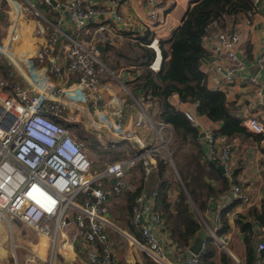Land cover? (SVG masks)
Instances as JSON below:
<instances>
[{
  "label": "built area",
  "instance_id": "built-area-1",
  "mask_svg": "<svg viewBox=\"0 0 264 264\" xmlns=\"http://www.w3.org/2000/svg\"><path fill=\"white\" fill-rule=\"evenodd\" d=\"M112 1L120 3L123 0ZM145 3L149 18L156 19L161 0H145ZM0 5L7 6L12 12L11 30L17 20H35V36L46 39L39 56L45 70L39 72L37 80L27 77L24 80L19 76V79L9 81L0 76V220L10 216L45 236L52 235L49 226L52 219L56 223L55 233L71 224V240L83 243V257L88 264H116L107 232L110 230L141 246L154 264H201L205 244L197 255L188 251L184 257L179 255L181 250L165 228L157 188H144L134 200L131 225L139 238L127 227L118 228L108 209V197H118L129 188L126 175L136 164H141L146 182L152 173L158 171V158L163 157L171 163L167 151L172 139L171 129L142 111L146 107H157V103L151 102L148 96L134 97L126 86L128 79L120 82L119 76L98 58V47L103 50L118 48L122 43L124 46V40L137 42V39L124 37L113 28L97 23L102 12L91 0H0ZM64 16H68V20ZM93 24L98 26L92 29ZM10 34L7 48H11L16 37L13 34L10 39ZM215 43L228 61L226 65L217 66L215 72L222 75L225 84H230L245 70L238 51L240 35L236 29L231 33L226 31L217 36ZM4 44L1 42L0 46ZM260 62H264V53ZM148 68L159 71L161 60L154 61ZM80 70H84V74L76 84L82 86L98 85L101 80L108 79L119 81L129 97L124 104L125 109L141 108L142 114L135 127L152 128L154 140L141 146L134 141L135 138L125 135L126 115L119 114L111 122L102 113L105 103L98 93L85 94L82 100L71 93L66 94V75ZM252 83L256 84L257 80L252 78ZM35 85H39L47 95L42 96ZM171 98H175L176 103ZM168 102L174 108L187 104L177 95H172ZM262 104L255 97L250 107L256 110ZM181 113L199 131L198 117L188 111ZM72 114L76 116L74 120L70 118ZM60 117L68 122V126L70 123L78 125L79 121L88 124V137L93 138L100 149L110 151L127 147L131 155L107 163L101 171H92L83 141L73 135L71 127L58 120ZM244 124L254 134L264 137V114L261 120L250 118ZM165 130L169 132L167 139L163 133ZM203 134L209 145L208 158L215 160L220 152V164L230 177L227 169L232 160L231 148L217 150L214 127ZM245 200L242 188L237 184L219 198L210 197V202H219L220 210L214 215L215 228L213 231L209 229L208 235L217 240L221 212L235 202ZM53 237L51 258L57 255L54 253L57 241ZM263 253L264 241L258 242L254 248V264L263 263Z\"/></svg>",
  "mask_w": 264,
  "mask_h": 264
},
{
  "label": "crops",
  "instance_id": "crops-1",
  "mask_svg": "<svg viewBox=\"0 0 264 264\" xmlns=\"http://www.w3.org/2000/svg\"><path fill=\"white\" fill-rule=\"evenodd\" d=\"M91 1L94 6L102 12L98 17L99 22L97 23H101V25L111 29L113 28L119 34L131 39H136L137 36L145 37L147 34L152 36V48L156 53L154 61L161 60L162 62L160 51L158 52L156 50V48L159 50L158 43L167 41L172 37L181 26L182 20L188 10L197 0H161V6L157 11V18L154 20L149 18L145 0H123L120 3H115L112 0ZM64 17L68 20V16ZM229 21L231 25L222 23L213 25L210 28L209 34L204 39V48L207 55L201 62L200 70L206 76L207 88L211 91L223 93L227 103L234 105L233 115L240 119L241 127H243L248 134L239 135L229 140L219 135L221 123L213 122L207 117L197 114V104L187 102V104L185 103L181 106L177 105L175 108L180 112L188 111L198 117L200 123V136L203 133H207V131H211V128L214 127L218 151L223 147L231 148L232 160L227 169L228 173L231 175L229 177V188L232 185H240L242 193L246 197L245 201L235 202L232 206L224 209H228L223 216V220L227 224V230L220 237L216 236V242L219 247H217L218 252L214 256L215 264H223L221 260L222 253L235 264H254L255 260L252 258V248L254 249L258 242L264 241V137L248 130L244 123L250 118L261 120L264 114V62H260V58L264 53V0H261L259 8L255 7L254 11L241 14L235 19H229ZM11 22L12 12L9 11L7 6L2 7L0 5V43H5L3 47L0 46V59L3 58L10 67L8 68V66H6V69H8L5 75L2 76L9 81H14L20 77L22 79L27 77L33 81L37 80L39 72L45 70L44 64L40 63L38 58L42 55L46 39L44 37L35 36L37 24L35 20H17L12 30L10 28ZM97 26L98 25L93 24L92 29ZM234 29H236L240 35L238 51L244 62L245 70L239 73L233 82L225 84L222 80V75L217 74L215 68L219 65L228 64V61L226 60L223 50L215 43V40L219 34L225 31L231 33ZM8 34H10V39L13 34L16 36L13 39L11 48H7ZM124 41V47L129 42H132L129 40ZM103 52L104 50L99 52L98 58L102 62H105L106 59L109 58L111 52L109 51L108 53L102 54ZM117 58L116 63L121 65L122 60H118L117 62ZM33 63L34 65L36 64V70L31 68ZM120 65H118V67H112L110 70L119 76L117 79L120 82L123 79H128L126 86L131 87L132 82L139 77L143 70L141 67L134 65ZM17 71L20 72L24 78ZM83 74L84 70H80L66 75L68 80L64 88L67 90L66 94L71 93L74 97L82 100L85 94L98 93L99 96L102 97L103 103H105L102 113L106 114L111 122L115 121L119 114H126L125 135L130 138H135L136 140L134 141L139 142L141 146L144 145V143L148 144L154 140L155 132L152 128L148 129L146 126L142 128L135 127L137 119L142 114L141 108L134 106L125 109L124 104L126 101H129V97L120 87L119 81L108 79L101 80V83L98 85L82 86L81 84H76L78 80L82 78ZM252 78L257 80L256 84L252 83ZM71 85H74L75 88ZM35 86L43 96L47 95L39 85ZM255 97L261 100L263 104L256 110H252L250 103L255 100ZM171 100L173 103H176L175 98H171ZM149 109H155L156 113L158 110L160 111V106L158 104V107L144 108L142 111L149 113ZM70 118L74 120L76 116L72 114ZM79 122L78 125L81 126L88 135V132H90L89 125L82 121ZM67 123L68 122L65 124ZM70 124L72 125V123ZM112 127L114 128L115 126L112 124ZM163 133L165 139H167L166 135L169 136V132L165 130ZM91 139L94 140L93 138ZM205 139L204 135L203 137H199V143L202 147L203 154L205 153L207 159H209V145ZM95 144L97 145V143ZM116 152L121 154V156L128 155L127 152L122 151L120 148H117V150L115 149V153ZM219 154L220 152H218V155ZM220 165L219 163V166ZM136 169L139 171V167H136ZM133 171H135V168H133ZM138 173L139 174H136L132 180L127 179L129 185L128 190L133 192L139 191L141 187L150 190L147 183L145 184L142 182L140 172ZM208 177L211 185L218 189L220 185L215 175L210 174ZM141 183H143V186ZM172 191L175 192L176 190ZM224 194L215 198H219ZM210 207L211 208L204 214V219L202 218L207 234H209V229L213 231L215 228L214 215L219 212L220 204L218 201H213L210 203ZM120 218H125L124 213ZM54 220L55 219H52L49 226L52 228L53 236L56 237L58 233V240L54 251L57 255L54 257L55 259L52 264H88L86 258L83 257V243L80 240H71L73 226L71 224L67 225L58 229V232L55 233L56 223ZM65 221L66 220H64V222ZM244 225H248L251 228L252 236L249 242L247 234H249L250 231L246 228L245 232H243L241 228ZM20 230L21 227L17 226V232ZM107 232L112 242V253L116 264H154L141 246L132 244L124 238H119L115 231L110 230ZM36 234L39 236L40 246L39 244L33 245L34 257L32 254H26L27 256L25 255L22 259L24 263L25 258H27L26 262L28 264H32L31 258L34 260L33 264H38L35 262V258H51L48 253L50 252L49 245L53 242L52 239L54 240V238H52L53 236H45L40 232H36ZM135 237L139 238L138 233ZM5 250L6 249H0V264H8ZM179 255L184 257L187 255V252L181 251ZM262 258V264H264V253Z\"/></svg>",
  "mask_w": 264,
  "mask_h": 264
},
{
  "label": "trees",
  "instance_id": "trees-1",
  "mask_svg": "<svg viewBox=\"0 0 264 264\" xmlns=\"http://www.w3.org/2000/svg\"><path fill=\"white\" fill-rule=\"evenodd\" d=\"M254 8V0H197L188 10L181 26L172 37L158 43L162 62L161 68L157 72L148 68L156 57L155 50L150 47L152 36L148 34L145 37L137 36V42L127 44L129 49H132L130 54L117 55L119 60L126 62L124 64L142 68V73L132 82V86H127V88L134 97L148 96L151 102L157 103V107L159 104L160 111L154 113L152 118L168 125L171 129L172 139L167 145V151L172 166L176 168L180 177L178 180L180 190H177L176 198H171L175 192L170 189L171 182L164 175L166 171L172 169L168 159L158 158V171L152 173L148 179L155 176L159 181L155 185L160 193L165 228L177 248L185 253L192 245L199 230L205 229L202 218L204 219V214L211 208L209 198L224 194L229 189L230 183L227 173L222 174L218 170L220 154L217 153L218 157L215 160L207 159L199 143V131L192 127L180 111L169 104L168 99L172 95H177L182 102L197 104L199 116H205L213 122L221 123L219 135L222 137L231 140L239 135L248 134L241 127L240 119L233 115L234 105L227 103L223 93L207 88L206 76L200 70V66L207 55L204 39L209 34L210 28L213 25L222 24L226 18L235 19L241 14L254 11ZM109 51V48H105L102 54ZM0 60V74L5 75L6 70L10 67L3 58ZM6 66H8L7 69ZM63 124L71 128L79 126ZM84 135L86 139H90L86 133ZM90 140L92 145L96 143L94 140ZM186 147L189 149L187 153L183 152ZM98 151L104 158L107 157L106 162L108 163L126 159L131 155L130 151L125 156L115 153V150L99 149ZM135 167L141 168V164L138 163ZM103 168L104 166L101 167V170ZM210 174L215 175L219 181L218 189L209 182ZM144 178L142 172L141 180L146 184ZM143 183H141L142 186ZM143 189L144 187H141L139 191L134 192L127 189L120 195L123 205L118 211L124 213L126 227L132 232L134 229L131 225V212L134 200ZM115 198L117 197L110 195L108 201L111 202ZM227 210L220 214L221 225L217 229V237L227 230V224L223 220ZM246 228L250 231L247 234L249 242L252 236L250 226L244 225L241 229L245 232ZM134 234L137 236L136 232ZM217 244L216 240L208 235L204 252L201 255V264H215L214 256L218 252L217 247H219ZM221 258L223 264H235L223 253ZM252 258L254 259L253 248Z\"/></svg>",
  "mask_w": 264,
  "mask_h": 264
},
{
  "label": "rangeland",
  "instance_id": "rangeland-1",
  "mask_svg": "<svg viewBox=\"0 0 264 264\" xmlns=\"http://www.w3.org/2000/svg\"><path fill=\"white\" fill-rule=\"evenodd\" d=\"M223 23L231 25L228 18H226ZM131 50L132 49H129L128 45L124 47L123 43H122V46H119L118 48H111L110 49L111 53L109 55V58H107L105 62L103 61V64L109 70L112 69V67H115V66L118 67V65H120V64L116 63L117 55L124 54V53L130 54ZM38 60H39V58H38ZM118 60L119 59L117 58V62H118ZM0 62H1V60H0ZM124 63H126V62L124 60H122L123 65H124ZM124 66H127V65L125 64ZM31 68H33L35 70L37 69L36 65H34V63H33ZM18 73L24 78V76L20 72H18ZM0 76H2V75H0ZM24 80H25V78H24ZM144 105L146 106L145 103H144ZM146 108H148V107H146ZM150 111H152V112H150ZM149 113L151 114L150 116H153L155 113V109H152V110L149 109ZM61 115H64V113H62ZM58 120H61V123L62 122L66 123V121H64L62 117L58 118ZM71 131H72L74 136H76L78 139H81L80 141H83L84 146H85V153H86L87 157L89 158V160L91 161L92 171H97V170L100 171L101 167L105 166L108 163V162H106L107 157L104 158L100 154V152L98 151L100 148L98 146H96L95 144L92 145L91 140H90L91 138L86 139V137L84 135L85 132L81 128V126H78L77 128H71ZM86 136H87V134H86ZM121 150L128 152L129 148L124 147L123 149L121 148ZM188 151H189L188 147L183 149V152L187 153ZM163 155H164V152H163ZM169 164H171L170 166L172 169H171V171H169V170L166 171L164 175H166L168 181L171 182L170 189L176 190L175 194L173 196H171L172 199H175L176 195L178 193L177 190L178 189L180 190V188L178 186V183H180L178 181V180H180V177L178 176L176 168L172 166V162ZM138 172H140V174L142 173L140 167H139V171L136 169V167H135V171L129 170V172L127 174V179L132 180L133 177L136 176V174H139ZM158 182L159 181L155 178V176H152L150 179H148L146 181V183L150 189L156 188L155 184ZM108 202L109 201H107V203ZM122 205H123V200L121 199L120 196L115 198L113 201L109 202V205H108L111 217H112L114 223L116 224V226L120 229H123L124 227H126V219L120 218V216L123 213H120L118 211V209ZM65 218H67V215H65ZM117 218H118V220H117ZM17 226L21 227L22 231L20 230L19 232H17ZM57 235H58V233H57ZM57 235H56V241L58 240ZM118 237L120 238L121 236L118 234ZM52 238H54V237H52ZM52 241H53V239H52ZM17 244H19V245H17ZM35 244L36 245L39 244V236L36 234V232L33 229L27 228L22 222H20L18 220H13L10 216H7L5 219L2 218L0 220V249H6L5 253L7 256L6 258H8V264H28L26 262L27 258H25V263H24V261H22V259L24 258V256L26 254L27 255L32 254V256L34 257L33 245L35 246ZM52 244H53V242H51V244L49 245V250H50V252L48 253L49 256L51 255V252L53 251ZM16 245H17V247H16ZM39 246H40V244H39ZM31 259H32L31 261L33 264L34 260H33V258H31ZM54 259L55 258H41V259L35 258V262H37L38 264H52Z\"/></svg>",
  "mask_w": 264,
  "mask_h": 264
},
{
  "label": "water",
  "instance_id": "water-1",
  "mask_svg": "<svg viewBox=\"0 0 264 264\" xmlns=\"http://www.w3.org/2000/svg\"><path fill=\"white\" fill-rule=\"evenodd\" d=\"M52 4L54 5L55 3L52 2ZM260 4H261V0H256V2L254 0V6L255 7L259 8ZM98 50L101 52L103 50V48L98 47ZM239 57H241L240 54H239ZM203 135L204 134H202L201 136L203 137ZM218 169L222 173H225V168L222 165L218 166ZM207 237H208V234H207L206 230L200 229L199 232L197 233L196 237H195L193 244L188 248V252L192 255H197L203 249Z\"/></svg>",
  "mask_w": 264,
  "mask_h": 264
},
{
  "label": "bare ground",
  "instance_id": "bare-ground-1",
  "mask_svg": "<svg viewBox=\"0 0 264 264\" xmlns=\"http://www.w3.org/2000/svg\"><path fill=\"white\" fill-rule=\"evenodd\" d=\"M31 42V41H30ZM33 44V43H32ZM71 86H74V85H71ZM74 88H75V86H74ZM42 94V93H41ZM42 96H43V94H42Z\"/></svg>",
  "mask_w": 264,
  "mask_h": 264
}]
</instances>
